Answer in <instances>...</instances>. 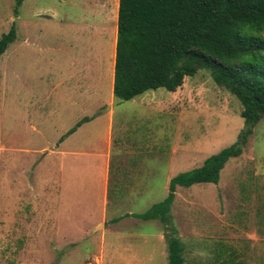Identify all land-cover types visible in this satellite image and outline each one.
I'll list each match as a JSON object with an SVG mask.
<instances>
[{"label": "rangeland", "instance_id": "obj_1", "mask_svg": "<svg viewBox=\"0 0 264 264\" xmlns=\"http://www.w3.org/2000/svg\"><path fill=\"white\" fill-rule=\"evenodd\" d=\"M54 1L58 18L47 20L50 1L23 0L15 14V0H0V37L16 29L0 56V264H167L170 236L183 264H264V119L217 184L175 189L166 224L137 218L165 199L173 177L237 141L241 105L204 70L174 92L114 98L113 32L96 23L91 0ZM109 104L107 208L88 183L89 204L63 219L71 157L57 150L105 152L92 133L63 140ZM100 216L104 229H92Z\"/></svg>", "mask_w": 264, "mask_h": 264}, {"label": "trees", "instance_id": "obj_2", "mask_svg": "<svg viewBox=\"0 0 264 264\" xmlns=\"http://www.w3.org/2000/svg\"><path fill=\"white\" fill-rule=\"evenodd\" d=\"M21 3L15 0V14ZM15 39L13 24L0 37V56ZM201 70L238 100L245 128L234 144L173 177L165 199L136 216L141 220L166 224L177 187L217 184L226 162L242 153L264 119V0H118L114 98L129 101L157 89L174 92ZM90 119L79 120L65 136ZM181 250L170 236L167 264H183Z\"/></svg>", "mask_w": 264, "mask_h": 264}, {"label": "crops", "instance_id": "obj_3", "mask_svg": "<svg viewBox=\"0 0 264 264\" xmlns=\"http://www.w3.org/2000/svg\"><path fill=\"white\" fill-rule=\"evenodd\" d=\"M46 1V0H45ZM47 3L49 6L44 7L43 12L45 13V17L47 20H55L58 18L57 11L52 8V5L55 3L54 0ZM112 1V4L111 2ZM23 2V0H22ZM91 15L96 17V23L100 24L103 29L108 31L111 30L113 32L114 41H116V31H115V23L117 22V11H118V0H115V7H113L114 0H91ZM111 63H109V68L111 67ZM114 72V69H113ZM99 84L101 85L100 79H98ZM113 84V80H112ZM110 87V85H108ZM113 87V85H112ZM81 89H79L80 91ZM113 94V93H112ZM71 104H74L75 102ZM107 104L104 102L100 106V109L104 108ZM113 106L109 104L107 110L105 112H99L98 114L90 117L88 122H84L79 126L73 133L69 134L66 138H64L63 142L68 140L71 144L74 145L76 141L80 138L85 137L87 134L92 133L93 136H99L104 139L106 144L105 152H91L85 149H77L72 148L69 151L57 150L58 154H63L64 156L71 157L68 173L70 175L69 179H71L69 183V197L67 200L60 201L58 206L59 208V216L61 218L66 217V212H69V219L74 217L76 214L77 208L78 210L82 209L83 206H87L89 199V192L86 191V186L89 185L92 188L91 196H95L96 204L101 207V210L105 212V209L108 205L107 199V187L110 180V158H111V136L113 132V122L111 116H108L107 113L112 112ZM108 116V117H107ZM88 117V116H83ZM82 118H78L72 125V127ZM70 127V128H72ZM69 128V129H70ZM68 129V130H69ZM80 190V193L75 195V192ZM95 192V195L93 193ZM66 207V208H65ZM59 217V218H60ZM106 219L104 217L97 218L95 221H92L91 227L92 229L101 226L104 229ZM69 227H73L69 224Z\"/></svg>", "mask_w": 264, "mask_h": 264}, {"label": "water", "instance_id": "obj_4", "mask_svg": "<svg viewBox=\"0 0 264 264\" xmlns=\"http://www.w3.org/2000/svg\"><path fill=\"white\" fill-rule=\"evenodd\" d=\"M108 108V107H107ZM107 108L106 109H104V110H102L101 112H105V110H107Z\"/></svg>", "mask_w": 264, "mask_h": 264}]
</instances>
